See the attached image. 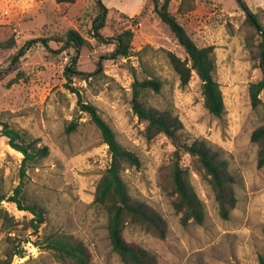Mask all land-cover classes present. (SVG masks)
Masks as SVG:
<instances>
[{
  "label": "rangeland",
  "instance_id": "rangeland-1",
  "mask_svg": "<svg viewBox=\"0 0 264 264\" xmlns=\"http://www.w3.org/2000/svg\"><path fill=\"white\" fill-rule=\"evenodd\" d=\"M246 1L264 25V0ZM104 2L109 12L103 33L117 36L132 30L130 56L114 58V44L92 36L96 0H0V42L12 38L16 42L13 47H0V68L8 69L0 79V122L26 130L50 147L49 156L28 171L24 186L26 198L44 206L47 220L33 232L27 227L32 213L4 200L1 208L18 222L5 229L0 218V257L11 235L24 247V255H15L11 264H74L57 259L46 246L47 235L65 232L88 245L90 264H124L111 243L107 213L94 202L97 183L111 163L109 146L90 116L79 110L78 95L67 86L70 83L86 102L98 107L119 142L139 156V167L129 166L122 172L130 194L147 202L169 224L164 239L128 225L127 240L154 252L162 264H259L264 255V167H258V146L251 134L264 124V89L261 102L253 106L249 87L261 79L262 70L246 38L251 35L257 44L260 35L236 0L170 1V10L195 42L216 47L215 76L226 104L225 113L216 116L205 106L199 76L193 72L190 82L182 86L170 65L165 50L183 59L188 54L156 13L153 0ZM70 29L89 41L78 60L79 69L91 72L89 78L74 76L70 82L66 77L72 49L67 53L34 47L19 64H11L13 54L28 40L65 37ZM51 47L60 46L51 41ZM14 78L17 81L10 83ZM136 78L161 79L162 89L145 90L142 99L158 108H173L189 141L206 138L228 159L238 197L229 219L221 217L211 185L185 154L183 165L204 202L206 218L203 224L181 223L169 181L175 146L165 134L145 136L146 122L134 113L131 103ZM71 122L75 126L69 130ZM22 159L23 154L0 135V185L8 197L20 184Z\"/></svg>",
  "mask_w": 264,
  "mask_h": 264
},
{
  "label": "trees",
  "instance_id": "trees-1",
  "mask_svg": "<svg viewBox=\"0 0 264 264\" xmlns=\"http://www.w3.org/2000/svg\"><path fill=\"white\" fill-rule=\"evenodd\" d=\"M77 0H56L57 3H75ZM171 0H153L154 9L161 20L168 25L179 43L185 48L188 57L181 58L175 52L165 50L168 61L180 78L181 85H187L195 72L202 81V91L206 108L216 116H222L226 111L224 93L221 83L216 78L217 56L214 44L199 46L188 33L185 26L170 10ZM238 6L245 12L248 24L260 35L261 40L255 43L253 37L248 35L246 44L256 59L257 66L262 70V77L252 82L249 87L250 98L253 106L261 102L260 94L264 89V25L258 13L254 12L246 0H236ZM97 14L92 24V36L100 42H111L114 49L111 55L114 58L130 56L134 33L127 29L117 36H105L103 29L107 24L109 7L104 0H96ZM51 41L60 47H51ZM16 45L12 38L10 42H0V47L7 48ZM89 41L77 30L70 29L65 37H37L28 40L18 51L13 54L11 64H19L34 48H43L49 51L74 53L71 55L64 73L70 82L74 76L84 79L89 78L91 72L78 68L79 53ZM149 47V46H147ZM257 48V49H256ZM8 69L0 68L2 73ZM17 81V78L10 83ZM67 86L78 95L77 105L80 111L86 112L97 125L101 137L109 146L111 163L99 179L94 202L103 209L108 216V229L114 250L120 255L124 264H162L157 255L142 245L127 240L124 231L128 225L142 228L164 239L169 232L167 220L152 208L147 202L134 198L128 189L122 172L129 166L139 167L141 160L132 150L123 146L109 123L100 113L98 107L83 99L80 91L70 83ZM159 92L162 89V80L159 78H136L133 82L132 108L138 118L146 122L145 136L149 139L158 134H165L171 139L175 149L171 156V174L169 177L173 207L180 214L181 223L190 222L203 224L206 218L205 205L191 183L189 172L183 165V156L189 154L193 159L194 169L212 187L219 205L222 218L229 219L235 208L238 197L235 190L236 178L232 173L228 159L222 151L214 148L206 138H196L189 141L185 125L173 108H158L148 104L142 99L145 90ZM0 135L8 138L9 144L23 154L20 167V184L15 188L14 194L7 196L0 185V218L3 227L17 223L14 216L1 208L4 200L17 204L21 210L32 213L33 217L27 227L33 232L47 220V211L35 200H28L24 193L25 177L28 171L37 166L50 154V147L41 143L39 138L33 137L26 130L18 129L8 122H0ZM75 123L71 122L70 128ZM251 140L257 144V164L264 167V124L256 127L251 134ZM264 230V229H263ZM15 237L8 235V243L0 257V264H11L14 256L24 255L22 243L17 244ZM46 246L55 257L61 261H72L74 264H90L92 252L83 239L65 232H55L46 236ZM259 264H264V255H261Z\"/></svg>",
  "mask_w": 264,
  "mask_h": 264
}]
</instances>
